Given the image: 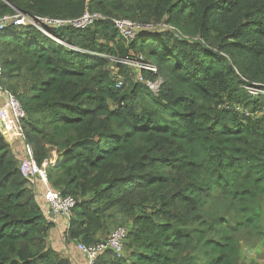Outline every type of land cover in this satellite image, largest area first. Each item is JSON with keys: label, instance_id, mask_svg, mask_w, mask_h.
<instances>
[{"label": "trees", "instance_id": "trees-1", "mask_svg": "<svg viewBox=\"0 0 264 264\" xmlns=\"http://www.w3.org/2000/svg\"><path fill=\"white\" fill-rule=\"evenodd\" d=\"M86 10L104 18L49 28L64 43L0 32L1 85L27 113L37 163L57 153L50 185L76 199L66 240L122 225L124 255L94 264H248L243 246L264 247V93L251 92L264 91V0H0V16ZM119 18L159 28L127 41ZM134 53L156 67L144 81L121 61ZM159 79L158 92L145 82ZM36 194L0 131V264H72Z\"/></svg>", "mask_w": 264, "mask_h": 264}, {"label": "built area", "instance_id": "built-area-1", "mask_svg": "<svg viewBox=\"0 0 264 264\" xmlns=\"http://www.w3.org/2000/svg\"><path fill=\"white\" fill-rule=\"evenodd\" d=\"M104 18L100 13H93L88 10L79 18L76 19H58L42 16H32L17 11L15 14H8L0 16V32L3 31L8 25L19 26H33L42 31L49 37H52L59 43H64L60 38L52 34L49 28H59L65 26H72L76 29H84L93 25L99 19ZM115 26L119 30L121 36L127 41H132L136 38L139 32L148 30H158V26L153 23L141 24L126 18H119L113 20ZM164 28L165 24H158ZM73 49L80 50L73 46ZM123 63L129 64L131 67L136 68L139 72L138 80L144 81L142 78V70L156 71V67L147 62L145 57L141 53H134L127 59L121 60ZM3 75L2 64L0 61V123L4 121L3 114L7 113V124L11 126L15 131L16 137L23 143V156L20 159L19 167L20 171L25 178L29 181V184L39 191V185L44 186L43 199L46 202V207L42 209L46 219L53 224H57L60 218H64L69 222L71 211L76 204V199L71 195H62V193L53 188L48 181L47 169L50 165L57 163V154L51 159H46L39 165L34 157L32 145L27 141L24 120L27 116L25 109L23 108L18 97L8 88L1 85V79ZM118 85L122 84L119 75L116 76ZM154 92H158L161 80L156 82L145 81ZM251 92L256 95L262 93V90L251 88ZM128 230L125 226L116 227L108 236L105 241L98 242L93 245H85L83 243H77V248L81 254L84 255L89 264H94L95 260L103 254L106 250L111 249L118 257L124 255V242L127 237Z\"/></svg>", "mask_w": 264, "mask_h": 264}, {"label": "crops", "instance_id": "crops-1", "mask_svg": "<svg viewBox=\"0 0 264 264\" xmlns=\"http://www.w3.org/2000/svg\"><path fill=\"white\" fill-rule=\"evenodd\" d=\"M4 121L0 123V131L7 139V142L11 146L14 151L15 156L20 162V159L23 156V143L16 137L15 131L11 128L9 124H7L6 120L8 118V114H3ZM33 149V148H32ZM55 150H51L50 159L55 157ZM20 168V167H19ZM44 186L39 185V191L37 190L36 199L41 207V209L46 207V202L43 199ZM69 222H67L63 217L59 219L58 223L53 224L49 233V241L51 246L59 251L62 255L69 258L72 264H89L87 258L81 254L80 250L77 248V243L68 242L66 240V231L68 229ZM118 227V226H117ZM114 227L112 231L115 229ZM111 231V232H112Z\"/></svg>", "mask_w": 264, "mask_h": 264}, {"label": "rangeland", "instance_id": "rangeland-1", "mask_svg": "<svg viewBox=\"0 0 264 264\" xmlns=\"http://www.w3.org/2000/svg\"><path fill=\"white\" fill-rule=\"evenodd\" d=\"M74 50H76V49H74ZM134 69L138 72V70L136 68H134ZM138 76H139V72L137 74V80H138ZM262 93H264V91H262ZM53 154H57V153L54 152ZM243 251H244L243 252L244 257L246 258L248 264L251 261H256L258 264H262L264 262V247H262V248H247L246 245H244Z\"/></svg>", "mask_w": 264, "mask_h": 264}]
</instances>
